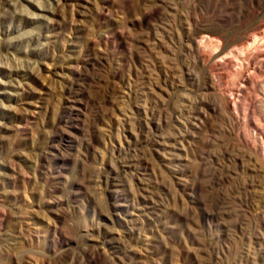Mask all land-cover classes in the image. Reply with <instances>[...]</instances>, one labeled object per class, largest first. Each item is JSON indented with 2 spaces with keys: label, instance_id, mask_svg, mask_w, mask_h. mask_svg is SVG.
<instances>
[{
  "label": "rangeland",
  "instance_id": "obj_1",
  "mask_svg": "<svg viewBox=\"0 0 264 264\" xmlns=\"http://www.w3.org/2000/svg\"><path fill=\"white\" fill-rule=\"evenodd\" d=\"M0 264H264V0H0Z\"/></svg>",
  "mask_w": 264,
  "mask_h": 264
},
{
  "label": "bare ground",
  "instance_id": "obj_2",
  "mask_svg": "<svg viewBox=\"0 0 264 264\" xmlns=\"http://www.w3.org/2000/svg\"><path fill=\"white\" fill-rule=\"evenodd\" d=\"M262 39V38H261Z\"/></svg>",
  "mask_w": 264,
  "mask_h": 264
}]
</instances>
